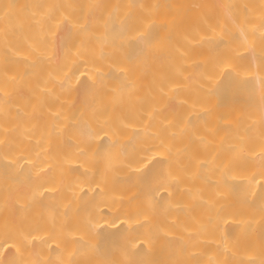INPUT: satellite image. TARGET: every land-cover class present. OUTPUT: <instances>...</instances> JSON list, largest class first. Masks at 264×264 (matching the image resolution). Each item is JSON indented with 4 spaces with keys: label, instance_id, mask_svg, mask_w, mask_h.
I'll return each instance as SVG.
<instances>
[{
    "label": "bare ground",
    "instance_id": "bare-ground-1",
    "mask_svg": "<svg viewBox=\"0 0 264 264\" xmlns=\"http://www.w3.org/2000/svg\"><path fill=\"white\" fill-rule=\"evenodd\" d=\"M0 264H264V0H0Z\"/></svg>",
    "mask_w": 264,
    "mask_h": 264
}]
</instances>
